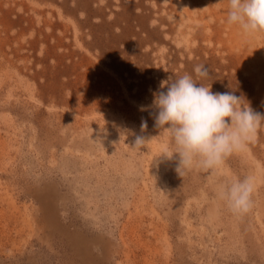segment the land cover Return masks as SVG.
<instances>
[{
	"label": "rangeland",
	"instance_id": "374dc122",
	"mask_svg": "<svg viewBox=\"0 0 264 264\" xmlns=\"http://www.w3.org/2000/svg\"><path fill=\"white\" fill-rule=\"evenodd\" d=\"M228 6L0 0V264H264V125L219 168L179 174L141 111L189 74L264 114V32L229 25ZM245 176L238 216L217 189Z\"/></svg>",
	"mask_w": 264,
	"mask_h": 264
},
{
	"label": "clouds",
	"instance_id": "9594fccd",
	"mask_svg": "<svg viewBox=\"0 0 264 264\" xmlns=\"http://www.w3.org/2000/svg\"><path fill=\"white\" fill-rule=\"evenodd\" d=\"M227 23L238 25L246 34L264 32V0H228ZM196 78L210 75L205 65L194 69ZM166 91L153 93L149 107L154 126L168 133L170 146L162 149L158 156L162 160H178L176 171L198 168L215 170L233 153L243 151L247 144L255 141L259 129L264 125V114L256 112L242 96L234 92H212L197 82L192 75L185 74L161 84ZM147 128L142 118L141 130ZM145 139L137 136L134 147H142ZM254 178L221 184L217 196L224 201L234 215H244L253 206Z\"/></svg>",
	"mask_w": 264,
	"mask_h": 264
},
{
	"label": "bare ground",
	"instance_id": "6f19581e",
	"mask_svg": "<svg viewBox=\"0 0 264 264\" xmlns=\"http://www.w3.org/2000/svg\"><path fill=\"white\" fill-rule=\"evenodd\" d=\"M46 197H43V199H45ZM51 213V211L49 212V214Z\"/></svg>",
	"mask_w": 264,
	"mask_h": 264
}]
</instances>
